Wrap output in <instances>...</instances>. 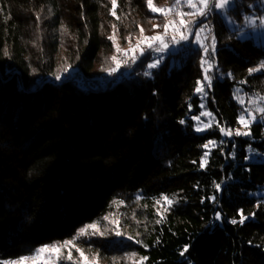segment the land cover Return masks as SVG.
<instances>
[{"label": "trees", "instance_id": "obj_1", "mask_svg": "<svg viewBox=\"0 0 264 264\" xmlns=\"http://www.w3.org/2000/svg\"><path fill=\"white\" fill-rule=\"evenodd\" d=\"M154 4L173 11L165 17L146 0H117L116 16L111 0H0V264L68 240L104 264H264V162L250 159L264 153V114L251 135L221 132L244 111L237 88L264 95V71H248L264 46L239 38L215 9L157 68H147V48L107 84L88 81L115 67L110 36L129 48L141 28L163 34L175 10L190 12L184 0ZM251 13L261 16L264 0L227 9L240 27ZM200 27L204 46L215 36L214 55L194 42ZM202 58L213 64L206 106L217 123L197 131ZM163 196L174 201L166 212ZM92 223L104 234L78 235Z\"/></svg>", "mask_w": 264, "mask_h": 264}, {"label": "snow or ice", "instance_id": "obj_2", "mask_svg": "<svg viewBox=\"0 0 264 264\" xmlns=\"http://www.w3.org/2000/svg\"><path fill=\"white\" fill-rule=\"evenodd\" d=\"M176 5H179L181 0H175ZM185 2L187 3V5L190 8L195 9V12H183V11H177L176 15L180 17L179 21L173 19V20H166V22L163 24V29H164V33H167L169 28H173L176 32H178L180 34V39L181 40H187L188 36L184 35L183 32L180 31L181 27H187V25L189 23H191V20H187L185 19V16L187 17H195V16H206L208 14V12L211 11V7H210V3L209 0H199V4L195 3L194 0H185ZM112 3V10H111V14L113 16H116V8H117V0H111ZM147 6L149 7V9L153 12H158L161 13L162 15H164L165 17L168 16L169 13H171L173 11V9L171 7L165 8V7H157L154 4V0H146ZM233 3V0H215L214 3V7L216 9L219 10H224V15L227 16V9L229 8V6ZM117 19H119V17H117ZM245 22L248 25H255L257 22V19L260 21L261 24H264V16L258 17V18H253L251 16H246L245 18ZM230 23H234V21L229 20ZM113 27L115 28V25H113ZM153 27H159L158 25H154ZM204 31L203 28L200 29V32ZM200 32L196 33L197 36V41L199 42L200 40ZM109 39H112L115 41V35L110 36ZM159 41L160 44L162 45V47H156L155 51L160 52L163 51L165 48L168 47L167 43H165L164 41V34H156L153 36H145L143 35V29L141 28V37L138 39L137 43L134 46H130L128 49H122L120 48L118 45L116 46V51L118 53H122L125 57L128 56V53L131 52L133 53V56L131 57L132 61L134 62L136 59L135 53L137 52V50H139L141 53H143L144 48L142 47V45H146L147 48L151 49L154 46V43ZM211 44L208 46H204L203 47V52L208 55L209 54V48H211V54L214 55L215 51H216V46H215V36L211 37ZM173 42L174 43H178V41H176L175 36L173 37ZM110 59L115 63V67H113L110 71L111 72H115L119 69V67L121 66V64H128V60L125 59L123 61H121L116 55H113L112 57H110ZM159 64V61L153 62V63H149L147 65L148 69H154L157 68ZM206 65V67H204ZM202 67H204V77H203V82L202 81H197V87L195 89L196 92L198 93H203L205 91V83L207 82V87H211L212 86V77L208 74L209 71L213 68V64L207 60V59H203L202 58ZM260 68H264V63H262L260 65ZM258 68H250L248 69L249 73L252 72H256L258 71ZM144 75L149 76L151 75L150 72L145 71ZM229 75H231V73H229ZM57 79H60L59 76L56 77ZM260 100H264V96L259 98ZM242 104L244 103L243 100L240 101ZM256 111L260 112L261 114H264V107H258L256 109ZM204 115H210V113H204ZM194 119H199V117H194ZM256 117L255 116H251L250 118L245 116V115H241L239 117V123L245 128V129H249L246 131H241L239 129L235 130V132L233 133V131L231 129L225 130V129H221V132H224L225 135L231 136L233 134L237 135V136H248L251 135L250 132V125L252 123V121H255ZM181 123H183V121H181ZM207 127H211V125H204V127H197V131H203L204 128ZM209 145H215V141H209L208 144L203 145V147L205 149L209 148ZM208 152H205L204 154V158L201 162V167H205L207 164V157H208ZM216 189L219 190L220 189V185L216 184ZM212 199H215V197H212ZM162 200L164 202V204L166 205H172L174 203V201H172L171 199H169V197L167 196H163ZM120 203H123V201H121ZM157 204H161L160 200L156 201ZM168 209L167 207L164 208V211L166 212ZM240 212V219H239V223H244V221L246 219H248V217L244 216L243 214V210H239ZM220 218V214L217 213V219ZM105 220L108 219V217H104ZM159 222V221H158ZM238 221L233 219L231 221V223L236 224ZM89 230H91V234L92 235H103L104 233L102 231H100V226L98 223H92L89 225H86L84 228H81L79 230L78 235H88L89 234ZM117 235H120L119 232H117ZM67 248L68 249V255H67V259L71 260L72 259V254H71V250L73 248H76V244L74 242V240H68V241H64L62 244H53V245H43L39 248H37L35 250V252L30 256V257H21L19 258V261H12L10 262V264H28V261H31L32 264H59V262L64 259L65 257L62 255L63 250ZM76 251H78L80 253V257L82 258L84 264H98V259H92L89 260L88 257H86L84 255V252L81 249L76 248ZM185 251H187V246L185 247ZM147 257H141L140 261L138 262V264H142V262L144 260H146Z\"/></svg>", "mask_w": 264, "mask_h": 264}, {"label": "rangeland", "instance_id": "obj_3", "mask_svg": "<svg viewBox=\"0 0 264 264\" xmlns=\"http://www.w3.org/2000/svg\"><path fill=\"white\" fill-rule=\"evenodd\" d=\"M184 2H185V0H184ZM194 2L195 3H197V4H199V0H194ZM185 4L187 5V3L185 2ZM190 8V7H189ZM220 13H221V15H222V17H223V19L225 20V22L229 25V27L231 28V29H239L238 30V32H237V36L239 37V38H242V39H251L253 42H255L256 44H259V45H262V46H264V24H261L260 23V21L257 19V22H256V24L255 25H248V24H246V22H244V24H243V26H241L240 27V25L237 23V22H235L234 21V23H230L229 22V20H232L228 15L227 16H225L224 15V10H219V9H217ZM196 10L195 9H193V8H190V12H195ZM175 12H177L176 10H175ZM177 16V15H176ZM248 16H251V17H253V18H258V17H261V16H264V13L261 15V16H257V15H255V13H251V14H249ZM203 16H195V17H193L192 19H191V26H188L187 25V27L185 28V27H182V29H180V31L181 32H183V34L184 35H186V36H188V39L187 40H181L180 39V37H179V40L177 39V37H175L176 38V41H179L180 43H184V42H186V41H188L189 40V37H190V31L192 30V25L195 23V22H197L198 21V19H200V18H202ZM179 19H180V17L179 16H177L176 17V19L175 20H177V21H179ZM170 20H172V18L170 19ZM233 21V20H232ZM201 28H203V27H200V28H198L196 31H195V39H194V42L195 43H198L199 45H201V46H204V39H205V36H206V34H207V32H208V28L207 27H205V28H203L204 29V31H202V32H200V29ZM197 32H200V40H199V42L197 41V36H196V33ZM164 34V41H165V43H167V45H168V47L167 48H165L163 51H160V52H157V51H155V48L156 47H162V45L160 44V42L159 41H157V42H155L154 43V46H153V57H154V59L150 62V63H153V62H156V61H159V63L161 62V60H162V58L165 56V54L167 53V51L169 50V49H172V44L169 42V40H168V37L169 38H172L173 39V37L175 36V35H177V34H179L178 32H176V31H174L173 30V32L171 33V34H165V33H163ZM174 34V35H173ZM212 42V41H211ZM115 45L117 46H119L120 48H122V49H128V47H126V46H122V45H120L119 44V42L115 39ZM143 48H144V51H143V53H141L139 50H137V52L135 53V56H136V59H135V61L133 62L132 61V59H131V57L133 56V53H131V52H129L128 53V56L127 57H125L122 53H118L117 52V57L121 60V61H123V60H125V59H127L129 62H128V64H135V63H137L140 59H141V57H143L144 56V54L146 53V49H147V46L145 45V46H142ZM262 63H264V60H262V61H260L258 64H256V65H254V66H252L251 68H258L259 70L258 71H256V72H261V71H264V68H260V65L262 64ZM122 66H124V64H121ZM127 72L128 71H125V73L127 74ZM252 73H254V72H252ZM106 74H112V78L114 77V76H116V74H115V72H109V73H106ZM125 74V75H126ZM105 75V74H104ZM104 75H102V76H104ZM84 76V75H83ZM102 76H99V77H97V78H95V79H91V80H88L89 82H91V83H93V82H95V80L97 79V80H99V79H101L102 78ZM86 77V76H85ZM203 82V81H202ZM205 83V91L203 92V93H199V95H200V97H201V99H202V101H201V110H200V112H199V114L197 115V116H195V117H199V119L197 120V119H194V121H195V127H196V129H197V127H204V125H211V127H207V128H204V130H206V129H208V128H212V127H214L215 125H216V123H217V121H216V117H215V115H214V113L213 112H211L208 108H207V106H206V97H207V94H208V92L210 91V88L209 87H207V82H204ZM262 96H264L263 94L262 95H258V94H246V93H241V88H237L236 89V97H237V99H238V102L243 106V109H244V111H243V113L241 114V115H245V116H247V117H251V116H255L256 117V115L257 116H259L261 113L260 112H258V111H256V109L258 108V107H264V100H260L259 98L260 97H262ZM241 100H243L244 101V103L242 104L240 101ZM204 113H210V115H204ZM240 115V116H241ZM239 116V117H240ZM223 128V127H222ZM221 128V129H222ZM223 129H225V128H223ZM237 129H239V130H241V131H246V130H249V129H245L240 123H239V118H238V124H237V126L234 128V129H232V131H233V133L235 132V130H237ZM225 130H228V129H225ZM225 134V133H224ZM228 136V135H227ZM233 136H237V135H235V134H233V135H231V136H228L229 138L230 137H233ZM241 136H243V135H241ZM209 148H210V145H209ZM208 148V149H209ZM250 159L252 160V161H262V162H264V153H260V152H255L254 154L252 153V156L250 157ZM258 193H264V191H261V192H258ZM167 205L166 204H164V202L162 201L161 202V204H159V211L160 212H164V208L166 207ZM116 228V234H117V232H119L120 233V235H117V237H119V238H121V237H124L122 234H121V232L119 231V229H118V227L116 226L115 227ZM63 242H52V243H49V244H44V245H53V244H62ZM75 244H76V248H78V249H81V247H79V244L78 243H76L75 242ZM41 246H43V245H41ZM41 246H38L37 248H39V247H41ZM36 248V249H37ZM76 248H73L72 250H71V254H72V259L71 260H68L66 257H67V255H68V249L67 248H65L64 250H63V252H62V255L65 257L64 259H62L60 262H59V264H84V262H83V260H82V258L80 257V253L78 252V251H76ZM83 252H84V255L86 256V257H88V259L89 260H92V259H97L96 258V256H94V255H92L91 253H87V252H85L83 249H81ZM35 252V251H34ZM34 252H32V253H30V254H27V255H23V256H21V257H30ZM21 257H18V258H8V259H5L4 260V263L5 264H10V262H12V261H19V258H21ZM28 264H32V262L31 261H28ZM98 264H104V263H101L99 260H98Z\"/></svg>", "mask_w": 264, "mask_h": 264}, {"label": "built area", "instance_id": "obj_4", "mask_svg": "<svg viewBox=\"0 0 264 264\" xmlns=\"http://www.w3.org/2000/svg\"><path fill=\"white\" fill-rule=\"evenodd\" d=\"M210 3V7H211V11L208 12V14H211L216 8L214 7V3L215 0H209ZM169 42L172 44V48L175 47L177 45V43H174L172 39L168 38ZM112 78V74H105L104 76H102L101 79L99 80H95V82H93L94 85H104L107 84Z\"/></svg>", "mask_w": 264, "mask_h": 264}]
</instances>
